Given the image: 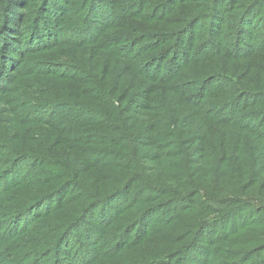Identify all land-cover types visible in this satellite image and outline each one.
Segmentation results:
<instances>
[{"label": "rangeland", "instance_id": "obj_1", "mask_svg": "<svg viewBox=\"0 0 264 264\" xmlns=\"http://www.w3.org/2000/svg\"><path fill=\"white\" fill-rule=\"evenodd\" d=\"M216 1V8L221 11L211 19L194 17L178 32L164 36L170 26L181 28L186 18L181 20L174 15L166 20L169 26L166 22L141 21L166 18L179 0H0V224L6 221V227L0 228V264H121L119 259L129 253L124 251L132 247L127 243L129 234L122 230L128 213L137 218L142 213L147 223L162 219L171 225L176 217L167 214L168 208L160 209L161 205L151 207L153 204L144 203L146 209L139 212L136 207L127 213L130 205L143 201L149 191L130 200L125 194L114 198L121 189L108 195L115 187L110 181L115 174L113 166L120 162L115 156L120 148L101 142V138L86 140L90 144L79 140L82 134L110 124L100 119L98 108L105 106L100 104V98L92 96L93 91L115 88L120 74L133 70L127 66L129 53L135 51L134 56L138 57L143 47L162 43L147 65L160 78L177 74L186 80L200 69L203 75L227 77L215 70L231 63L241 64L235 73L238 79L233 80L255 81L254 68H264V60L257 57L258 52L264 51V18L258 17L264 13V1H256V6L243 11L244 24L231 30L236 36L230 34L228 38L226 23L234 15L227 10L235 1L241 5L246 2ZM125 16L119 23L120 17ZM207 26L210 30L205 29ZM158 29L164 31L160 37L146 34ZM135 44L139 46L134 48ZM221 53L227 58L213 59ZM235 57L242 60H232ZM253 61L260 62L247 65ZM199 65V70L191 72ZM147 67L144 65L139 71L149 74ZM64 77L71 79L69 85ZM128 84L129 80L124 86L127 91L131 87ZM139 99L146 102V98ZM247 99L242 98V103ZM168 146L166 143L148 150L152 155L161 151L176 156ZM89 192L99 199L106 196L103 199H109L111 204L120 203L117 218L115 214L111 218L96 214L97 207L93 208L81 228L78 226L76 232L59 241L55 248L57 259L48 262L47 246L58 230L56 225L63 222L54 221L58 216L53 215L81 206V195H90ZM126 199L131 201L129 205ZM104 223L106 228H101ZM84 226L94 233L91 237L82 236ZM146 226H139V231ZM131 229H127L128 233ZM145 233L142 231L140 236ZM180 237L175 236V240ZM88 247L89 255L82 254L83 260L76 262L75 257L81 254L77 256L75 248ZM113 255L118 256L111 258Z\"/></svg>", "mask_w": 264, "mask_h": 264}, {"label": "trees", "instance_id": "obj_2", "mask_svg": "<svg viewBox=\"0 0 264 264\" xmlns=\"http://www.w3.org/2000/svg\"><path fill=\"white\" fill-rule=\"evenodd\" d=\"M243 1L246 3L242 5L235 1L227 10L234 15V19L226 23L227 38L230 34L236 36V32L232 33L231 30L244 24V16L241 19L243 11L256 6V1L261 4L264 0ZM218 4L216 0H179L166 18L141 22L159 24L174 15L181 20L186 18L181 28L170 26L164 35L167 36L181 30L194 17L211 19L213 14L221 11L216 8ZM258 17L259 20L264 18V13ZM125 18L120 17L119 23ZM205 29L210 30V26ZM163 32L158 29L146 34L160 37ZM225 42L223 40L222 44L227 47ZM161 44L143 47L138 57L134 56L133 49L134 52L129 53L126 59L129 63L127 66L133 68L127 70L129 75L121 73L119 84L113 89L93 91L92 96L100 98V104L105 106L98 108L100 119L110 124L101 127V130L92 129L82 134L79 140L86 143L88 139L101 138V142L120 148L121 151L115 155L120 162L115 161V174L110 181L115 187L108 195L121 189L114 198H121L125 194L130 200L131 197L139 199L147 191L151 192L143 201L131 204L127 213L136 207L140 212L147 208L143 207L147 203L153 204L151 207L161 205L160 209L168 208L167 214L176 217L167 226L162 219L147 223L142 213L138 218L134 213H126L122 230L123 234H129L131 239L127 243H131L132 247L124 251L129 253L119 259L120 263L264 264V68L262 71L259 67L254 68V82L249 78L244 82V79L233 80L238 79L235 73L241 64L231 63L215 70L226 73L227 77H210L209 73L203 75L202 66L199 65L190 69L191 72L200 70L189 79L185 80L177 74L160 78L147 65ZM150 52H153L152 55H149ZM258 53L257 57L264 60V51ZM224 54L213 59L226 57ZM118 57L123 58L122 55ZM232 60L242 59L235 57ZM256 62L260 61L247 65ZM144 65L149 74L139 71ZM64 79L67 85L71 83L70 78ZM229 79L233 80L230 84ZM127 80L131 86L128 91L124 87ZM139 97L146 98V102L141 103ZM245 97L248 99L242 103ZM70 111L64 109V112ZM166 143L176 156L161 151L152 155L148 150ZM175 175L178 177L175 178ZM130 178H135L132 183L129 182ZM89 193L81 195V206L53 215L58 216L54 221L63 222L56 225L58 230L50 238L48 262L57 259L55 248L60 245L59 241L76 232L78 226L81 228L84 218L93 208L97 207L96 214H103L106 218L114 214L116 217L119 213L120 203L114 205L109 199H103V195L102 200L95 193ZM129 200L126 199L128 205L131 203ZM182 204L185 205L183 209ZM87 206L90 208L84 211ZM142 225L147 226L139 231L138 227ZM106 226L107 223H104L101 228ZM5 227L6 221L0 224V228ZM84 228L82 236L91 237L94 234L89 227ZM127 229H131V233ZM142 231L147 233L140 236ZM175 236L180 239L176 241ZM136 238L140 240L135 241ZM74 251H77V256L81 254L74 259L78 263L83 260L82 254L90 253L89 247L75 248ZM113 256L111 258L118 255Z\"/></svg>", "mask_w": 264, "mask_h": 264}]
</instances>
